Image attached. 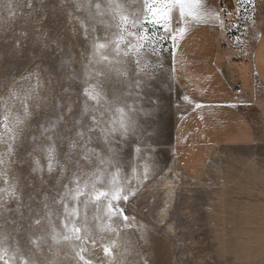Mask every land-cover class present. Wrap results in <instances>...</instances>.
I'll return each instance as SVG.
<instances>
[{
	"label": "rangeland",
	"instance_id": "rangeland-1",
	"mask_svg": "<svg viewBox=\"0 0 264 264\" xmlns=\"http://www.w3.org/2000/svg\"><path fill=\"white\" fill-rule=\"evenodd\" d=\"M221 5L226 73L239 105L264 121V86L252 65L264 15L254 0ZM145 7V0H0L4 264H264V133L253 146L215 150L202 178L182 170L174 137L192 101L174 81L175 42L157 43L155 52L144 42L138 54L131 47L139 42L127 33L143 35ZM168 8L177 39L186 22L178 4ZM124 14L139 27L123 25ZM98 43L108 47L94 57ZM85 89L100 93L99 103ZM121 119L127 132L110 131ZM119 183L118 202L96 199Z\"/></svg>",
	"mask_w": 264,
	"mask_h": 264
},
{
	"label": "crops",
	"instance_id": "crops-1",
	"mask_svg": "<svg viewBox=\"0 0 264 264\" xmlns=\"http://www.w3.org/2000/svg\"><path fill=\"white\" fill-rule=\"evenodd\" d=\"M254 1L264 15V0ZM221 2L202 0L194 8V16L187 15L185 8L186 27L172 49L174 81L192 101L177 125L174 153L182 170L196 179L205 175L215 150L223 146H253L261 142L264 133L262 117L243 110L237 96L239 90L226 73L228 53L223 44ZM252 65L264 86V32L255 44Z\"/></svg>",
	"mask_w": 264,
	"mask_h": 264
},
{
	"label": "snow or ice",
	"instance_id": "snow-or-ice-1",
	"mask_svg": "<svg viewBox=\"0 0 264 264\" xmlns=\"http://www.w3.org/2000/svg\"><path fill=\"white\" fill-rule=\"evenodd\" d=\"M155 0H153V3H149V0H145V10L147 13H149L150 15H146L143 19L142 23L145 27L143 28V35L141 36H137L136 33L134 32H128V36H132L135 39H137V41L139 42L138 45H131V47L137 49V54H138V50L139 48L144 47V42H148L152 45V50L155 52L156 48L155 45L157 43L161 44V46L163 45V43L167 42L169 39L174 43L175 42V35L173 34V29L171 28V15H170V8H168V5H175L178 4L180 5V14L183 17L185 14V8H187V15L189 16H194L195 12H194V8L199 7L201 5L202 0H162V2L165 5V10H162L161 8L155 7L153 6ZM240 3H243V0H240ZM97 7H99V5H97ZM121 21L123 25H129L131 24V27L133 28H138L139 24L137 22V20H132L129 21L127 16H122L121 17ZM153 26L152 28H149L147 26ZM127 29L125 28V31ZM181 32L184 31V29H180ZM124 40L123 35L120 37V41L122 42ZM142 41V42H141ZM119 42H117L116 44V49L115 51H117V53H119L120 48H119ZM108 45L107 44H95L94 45V57L96 55L97 52H99L101 49H105L107 48ZM108 57L107 56H101V60H107ZM99 75V73H98ZM95 89L93 90H89V89H85V95L88 96L90 99L93 100H97V102L99 103V100L101 98V94L100 93H95ZM197 107H200V105H197ZM117 111L121 112L122 116H123V110L122 109H117ZM93 120H96V117H93ZM115 124V122H114ZM119 129H116L115 127H113L110 131H116L119 130L121 132V134H125L127 132V124L125 122L124 119H121L119 121ZM89 131L91 132V129H89ZM78 135H83L82 133H78ZM72 145H69V150H71ZM49 171L52 170L53 167V149H49ZM85 159H87V156H85ZM37 167H39V162L37 161ZM111 196V199L114 201H119L121 199L119 190L112 192V193H106L104 191H100L98 192V194L96 195V199L99 200L101 197L108 199V197ZM124 200L128 199V196L125 195L122 197ZM110 209L112 208V205L110 204ZM120 213L123 216V219L125 222H127L128 217L126 215H123V210L120 209L119 210ZM37 223H39V221H37ZM107 251V249L105 250ZM0 264H4L3 261H0Z\"/></svg>",
	"mask_w": 264,
	"mask_h": 264
},
{
	"label": "bare ground",
	"instance_id": "bare-ground-1",
	"mask_svg": "<svg viewBox=\"0 0 264 264\" xmlns=\"http://www.w3.org/2000/svg\"><path fill=\"white\" fill-rule=\"evenodd\" d=\"M110 2H118V0H110ZM159 6H161V7H159V8H161V9H163V10H165V6L164 5H162V4H160ZM117 8V7H116ZM118 9V8H117ZM120 9V8H119ZM123 11V10H122ZM124 13V12H123ZM122 16H126L125 14L124 15H122ZM115 38V37H114ZM118 42H119V40H118ZM116 44H117V42L116 43H114V45H113V48H116ZM119 48H120V50L122 49V45H121V43H119ZM14 132V131H13ZM7 135V134H6ZM123 188H124V186L122 185V183L120 184H118V186H115L114 188H113V191L115 192V191H117V190H119V192H121L122 190H123ZM112 193V192H111ZM123 193V192H122ZM167 193V195H166V199L167 200H171V194L169 193V192H166ZM77 207V206H76ZM74 209V208H73ZM78 209V208H77ZM80 209V208H79ZM78 209V210H79ZM111 210V209H110ZM80 213V212H79ZM107 213V212H106ZM109 213V212H108ZM110 213H111V211H110ZM113 214V213H112ZM77 215V214H76ZM165 216L162 214L161 215V217H160V219L162 220V221H164L165 219ZM74 225V224H73ZM77 225L75 224L74 225V227L72 228V230L74 229H76L77 227H76ZM72 227V226H71ZM77 232L79 233V232H81V230L82 229H80V227H78L77 228ZM82 233V232H81ZM90 241V240H89ZM106 248H105V250L107 249V251H106V253L107 254H113L115 257H116V252L114 251V249H113V246L110 244V243H107V246H105ZM4 257V256H3ZM114 257V258H115ZM7 258H4V260L5 261H7L6 260ZM111 260V259H110Z\"/></svg>",
	"mask_w": 264,
	"mask_h": 264
},
{
	"label": "built area",
	"instance_id": "built-area-1",
	"mask_svg": "<svg viewBox=\"0 0 264 264\" xmlns=\"http://www.w3.org/2000/svg\"><path fill=\"white\" fill-rule=\"evenodd\" d=\"M222 1V0H221Z\"/></svg>",
	"mask_w": 264,
	"mask_h": 264
}]
</instances>
